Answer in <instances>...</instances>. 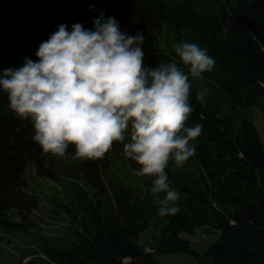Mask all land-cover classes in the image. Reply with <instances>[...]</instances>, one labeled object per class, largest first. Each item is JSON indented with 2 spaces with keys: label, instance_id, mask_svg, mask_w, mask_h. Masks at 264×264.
<instances>
[{
  "label": "trees",
  "instance_id": "trees-1",
  "mask_svg": "<svg viewBox=\"0 0 264 264\" xmlns=\"http://www.w3.org/2000/svg\"><path fill=\"white\" fill-rule=\"evenodd\" d=\"M101 12L105 19L114 17L121 31L144 33L146 67L176 59L174 44L182 41L198 44L215 59L202 80L190 77L194 111L186 126L199 124L202 132L183 168L173 170L170 161L166 169L180 194V210L171 216L158 215L150 192L154 177H146L143 191L110 190L104 183L109 152L123 149L122 142H113L100 159L81 160L85 186L74 183L62 205L72 240L67 237L65 246L46 244L44 264H160L157 255L173 253L194 254L198 264H264V144L250 116L241 114L236 124L212 98L221 97L233 113L254 106L264 112V0H0V70L21 67L24 57L36 61L39 45L58 25L92 29ZM197 88L217 94L207 95L202 105L195 99ZM32 135V124L18 118L0 91V228L5 231L29 233L35 225L30 216L38 200L23 191L27 162L35 164L38 176L59 180L54 164L61 157L43 152ZM73 151L70 145L67 155ZM149 223L158 232L146 250L140 237ZM202 226L219 237L199 256L179 234ZM23 264L35 263L30 258Z\"/></svg>",
  "mask_w": 264,
  "mask_h": 264
},
{
  "label": "clouds",
  "instance_id": "clouds-1",
  "mask_svg": "<svg viewBox=\"0 0 264 264\" xmlns=\"http://www.w3.org/2000/svg\"><path fill=\"white\" fill-rule=\"evenodd\" d=\"M92 23L71 31L58 25L39 45L36 61L24 57L21 67L0 70V91L18 118L32 124L31 138L45 153L65 157L71 145L72 159L94 160L122 142L124 155L139 166L135 175L154 177L158 215H175L180 194L166 169L170 161L173 170L183 168L196 153L192 142L202 126H186L194 111L190 77L202 80L215 59L182 41L174 44L176 59L146 67L144 33L121 31L103 12ZM209 92L202 89L195 99L203 105Z\"/></svg>",
  "mask_w": 264,
  "mask_h": 264
},
{
  "label": "rangeland",
  "instance_id": "rangeland-1",
  "mask_svg": "<svg viewBox=\"0 0 264 264\" xmlns=\"http://www.w3.org/2000/svg\"><path fill=\"white\" fill-rule=\"evenodd\" d=\"M211 94L217 93L210 90L208 95ZM212 98L220 104L223 115L230 117L236 124H239L238 117L241 114L250 116L264 144V112L260 107L254 106L244 113H233L221 97ZM127 131L130 129L126 130V133ZM126 142H128L127 134ZM71 157L67 155L56 160L54 173L58 176V181L48 176H38L35 164L27 162L24 172L27 184L23 191L35 196L38 200V206L30 216L35 225L29 233L5 231L0 228V264H23L30 258L35 264H44L41 253L46 244L65 246L72 240V226L62 205L66 204V195H70L74 183L81 186H85V183L79 170L80 161L83 159L74 160ZM137 170V166L131 159L124 155L123 149L112 148L108 155V167L102 172V178L110 190L112 188L125 190L126 186H131L136 191H143L146 177L136 176ZM16 220L20 222L19 218ZM157 232L158 228L149 223L148 229L141 234L140 242L148 247L146 250L149 249L147 241L151 240L152 234ZM179 235L190 241L192 250L199 256L204 255L219 237L217 231L207 226L198 227L192 233L181 232ZM156 259L160 264H198L200 262L198 257L191 253L159 254Z\"/></svg>",
  "mask_w": 264,
  "mask_h": 264
}]
</instances>
